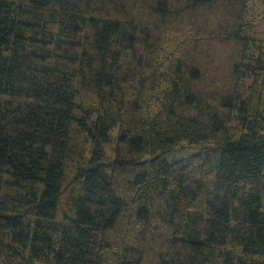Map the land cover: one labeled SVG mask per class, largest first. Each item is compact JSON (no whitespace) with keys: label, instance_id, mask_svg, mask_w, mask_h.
<instances>
[{"label":"trees","instance_id":"obj_1","mask_svg":"<svg viewBox=\"0 0 264 264\" xmlns=\"http://www.w3.org/2000/svg\"><path fill=\"white\" fill-rule=\"evenodd\" d=\"M0 264H264V0H0Z\"/></svg>","mask_w":264,"mask_h":264},{"label":"rangeland","instance_id":"obj_2","mask_svg":"<svg viewBox=\"0 0 264 264\" xmlns=\"http://www.w3.org/2000/svg\"><path fill=\"white\" fill-rule=\"evenodd\" d=\"M200 151V149L196 146L193 147H185L183 149H176L172 151L170 154L166 156L167 161L169 162H175L177 160L189 158L195 154H197Z\"/></svg>","mask_w":264,"mask_h":264}]
</instances>
